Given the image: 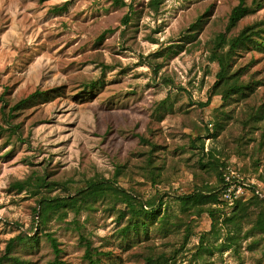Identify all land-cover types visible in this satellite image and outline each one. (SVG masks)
I'll list each match as a JSON object with an SVG mask.
<instances>
[{
    "label": "rangeland",
    "instance_id": "rangeland-1",
    "mask_svg": "<svg viewBox=\"0 0 264 264\" xmlns=\"http://www.w3.org/2000/svg\"><path fill=\"white\" fill-rule=\"evenodd\" d=\"M123 1L0 0V264H264V0L229 29L239 0ZM217 162L239 205L182 199Z\"/></svg>",
    "mask_w": 264,
    "mask_h": 264
},
{
    "label": "trees",
    "instance_id": "trees-1",
    "mask_svg": "<svg viewBox=\"0 0 264 264\" xmlns=\"http://www.w3.org/2000/svg\"><path fill=\"white\" fill-rule=\"evenodd\" d=\"M115 1H120L122 4L125 3L123 0H115ZM254 1H256L257 7L261 6V1H259V0H254ZM159 3H160V0H152L150 5L152 6V8L156 9L158 7ZM252 9H253V7L251 8L249 5H247L244 2V0H239L238 4H236L231 10V13H230L229 19H228L227 28L229 29V28L235 26L237 24V22L242 17H244L246 14H248ZM123 20H124V22H128V20H129L128 15H126L123 18ZM261 24H264V21L259 23V25H261ZM255 27H257V25L246 26L245 28H243L238 33V35H236L234 38H232L229 41L230 42V49L233 50V49L237 48L238 46H240L241 44L246 43L248 40H250L251 36L256 32V31H253V28H255ZM218 39L220 40L221 43L225 42L226 41L225 34L224 33H220L218 35ZM213 59H216L218 61V64H219V67H220V71L218 72V80H220L222 82V86H223L222 90L225 91V93L222 94V98H226L231 92H236L237 90L242 89L243 86L240 83H238L237 80L233 81L232 83H229V80H228V76H229V74H228L229 56L224 57L223 55L216 53L213 56ZM226 86L229 89L227 91L225 90ZM35 94H37V91H36V93H33L32 95L34 96ZM26 101H27L26 98L21 99L19 102L16 103V105H14L15 107H13V109L16 108L17 106H19V104L25 103ZM216 166L217 167L223 166V167H221V171H219V177H220V180H221L222 184L220 186H218V188L213 189L209 193H204L202 190H197L196 192H193V193H190L188 195L182 196V199H184L186 202L188 201V199L192 200V201H200L204 197L211 198L213 201L216 200L218 195L221 193V189H222V186H223V170L225 169V165L223 163L222 164H218V162H217ZM96 184L97 183H90V186H95ZM220 200L225 203V201L222 198ZM252 200L255 201L256 206H259V208H261L260 211H258V213H257L256 227L261 229V230H264V199H260V197L258 196L257 192L254 190V193H253V196H252ZM239 202H240V198H237L235 200V202H234L235 208L239 205ZM226 204H227V202H226ZM160 205H161V202L157 205V207H154V208L151 207L152 209L150 208V210H147V209H144L145 206L142 204L140 209L135 210L134 214L136 216L135 217L136 220L133 221V224H135L136 229H137V227L139 225V222H140V220H139L140 215L147 213V214L155 217L157 214H160ZM51 206L52 205L49 204V203L46 204L44 211L47 212L48 210H50L52 208ZM214 210H216V209H210V208L207 209V211L209 212L210 216H212V217H213ZM230 218L231 217H227V220H231ZM22 239L23 238H22L21 235H18V236L14 237V238H11L9 240L7 246H6V250L10 251V249L12 248L14 242L16 240H22ZM50 239L52 240V243H53V246H54L56 254H58L60 252V250L57 247V242H56L55 238H53L50 235ZM84 256L88 260V264H98V259H96V258L94 259L93 258L92 254L90 252V247L89 246H86ZM3 258H4L3 256L0 257V263L3 260ZM18 260L19 259H17V261ZM18 262H20L22 264H31L28 261H22V260H19Z\"/></svg>",
    "mask_w": 264,
    "mask_h": 264
},
{
    "label": "built area",
    "instance_id": "built-area-1",
    "mask_svg": "<svg viewBox=\"0 0 264 264\" xmlns=\"http://www.w3.org/2000/svg\"><path fill=\"white\" fill-rule=\"evenodd\" d=\"M245 187L246 184L239 180L238 175H235V170L226 166L223 170L222 198L231 202L241 194L242 189Z\"/></svg>",
    "mask_w": 264,
    "mask_h": 264
}]
</instances>
